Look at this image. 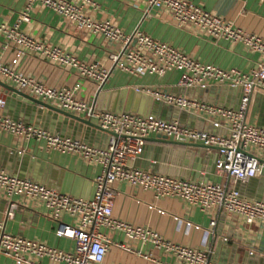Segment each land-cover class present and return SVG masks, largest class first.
<instances>
[{
	"label": "crops",
	"instance_id": "crops-1",
	"mask_svg": "<svg viewBox=\"0 0 264 264\" xmlns=\"http://www.w3.org/2000/svg\"><path fill=\"white\" fill-rule=\"evenodd\" d=\"M67 1L81 4L85 14L95 19L109 20L124 32H130L137 26L150 36L179 47L185 54L202 63H212L223 69L235 67L243 72L255 67L257 62L264 63V56L247 50L239 41L230 42L223 38H214L188 24L176 25L166 11L149 6L146 0ZM190 1L219 15L234 26L264 39L263 1ZM23 7L24 0H0V22L7 25L17 22L18 28L33 38L57 45L82 61H94L102 67H111L108 53L116 49L114 43L87 29L77 27L73 21L37 2L27 10L29 19L20 20L18 16ZM13 47L9 42L3 49L0 36L2 62H9L14 52ZM14 68L51 87L71 86L78 81L72 69L54 65L32 54L22 55ZM178 75V71L171 70L159 77H134L113 68L99 90L93 82L83 80L76 96L83 100H93L99 110L151 114L158 118L175 120L187 127L206 130H211V127L204 115L190 114L176 107L155 102L149 95L134 89L148 87L218 106L237 107L241 96L239 88L211 84L202 90L186 91L177 87ZM0 81L6 83L1 78ZM51 106L56 107L53 104ZM0 115L39 126L62 136L80 139L96 148H103L109 136L53 110L40 109L37 105L25 103L8 93L4 97ZM245 120L264 126L262 93L251 95ZM217 156L214 148L145 141L142 154L134 160H128L127 164L157 174L203 183L226 184L228 180L215 173L214 162ZM0 168L8 174L42 183L81 199L92 197L93 178L98 171V166L86 163L75 155L45 151L39 141H24L3 133H0ZM228 185L236 188L240 195L246 198L264 199V172L245 183L229 182ZM113 188L116 194L110 211L111 218L147 227L168 240L194 246L205 251L209 259L217 264H264V227L247 224L240 217L219 210L201 212L179 198H155L150 191L130 186L125 182H115ZM12 200L17 202V207L10 218L3 220L8 201L0 195V220L4 222L5 233L34 239L64 251L73 249V240L54 235L58 221L72 223L71 217L62 214L58 220H54L36 201L16 197ZM157 209L162 213H158ZM210 219L215 222L211 229L208 227ZM193 225L198 226V229H194ZM98 231L109 240L102 264H158L128 252L115 243L126 245L161 263L177 264L170 254L155 249L150 243L141 244L128 240L120 229L101 226ZM250 250L253 251L252 254L248 253ZM36 261L40 264H63L47 258H38ZM0 264L14 262L0 256Z\"/></svg>",
	"mask_w": 264,
	"mask_h": 264
},
{
	"label": "built area",
	"instance_id": "built-area-1",
	"mask_svg": "<svg viewBox=\"0 0 264 264\" xmlns=\"http://www.w3.org/2000/svg\"><path fill=\"white\" fill-rule=\"evenodd\" d=\"M146 1L149 6L166 11L178 26L188 24L214 38L239 41L247 50L264 56L263 38L234 26L190 0ZM36 2L73 21L77 27L87 29L114 43L116 49L108 53L111 67H102L94 61H82L57 45L33 38L21 31L17 22L12 25L0 22L3 49L9 42L14 46L8 63L2 62L0 55V78L33 98L93 121L114 135L108 136L103 148H96L80 139L62 136L0 115V133L19 137L24 141H39L45 151L75 155L86 163L98 166L93 178V194L89 199L61 193L42 183L8 174L0 168V195L8 201L3 220L10 218L17 207V202L12 198L36 201L54 220H58L62 214L71 217L72 223L58 221L54 235L74 242L71 251L57 249L34 239L5 233L4 222L0 220L1 256L10 259L14 264H40L36 261L38 258L63 264H102L109 243L108 238L98 231L103 226L122 230L130 241L150 243L155 249L170 254L177 264H217L209 259L205 251L194 246L168 240L147 227L111 218L110 211L116 194L113 183L118 181L148 190L155 198H179L201 212L219 210L236 215L247 224L264 227V199L246 198L236 188L228 185L229 182H247L259 175L261 167L264 166L258 160H264V126L245 120L251 95L256 92L264 95V63L257 62L255 67L245 72L235 67L223 69L212 63H202L185 54L179 47L154 38L137 26L130 32H124L109 20L90 17L82 11L81 4L67 0H24V7L18 18L27 21V10ZM146 13L145 11L144 14ZM24 54H32L54 65L72 69L78 81L71 86L51 87L15 70L18 59ZM113 68L134 77H159L167 71L176 70L179 72L176 85L183 90H202L215 84L239 88L241 96L236 108H228L163 90H152L148 87L134 89L149 95L156 102L190 114L204 115L211 130L187 127L175 120L162 119L151 114L99 110L93 100H83L76 96L83 80L93 82L99 90ZM5 95L0 89V108ZM156 135L173 141H189L215 147L218 153L214 162L215 173L226 178L228 184L197 182L128 165V160H134L141 155L146 138ZM157 212L162 213L158 209ZM214 224L213 219L208 221L210 229ZM193 228L198 229V226L193 225ZM115 245L154 263L166 264L126 245ZM248 253L252 254L253 251Z\"/></svg>",
	"mask_w": 264,
	"mask_h": 264
},
{
	"label": "water",
	"instance_id": "water-1",
	"mask_svg": "<svg viewBox=\"0 0 264 264\" xmlns=\"http://www.w3.org/2000/svg\"><path fill=\"white\" fill-rule=\"evenodd\" d=\"M0 89L3 90L5 93L10 94L11 96H16L17 98H19L20 100L24 101L25 103L37 105L40 109L45 108V109L53 110V111H55L56 113H58L60 115H63L65 117H67V118H70L72 120H75V121H78V122L83 123L85 125H88V126H90L92 128H95V129H98L100 131H103V132H105L108 135H114L110 131L100 128L98 125H96L95 123H93L89 119H85V118H82L80 116H77V115H74L72 113H69L67 111H64V110H62L60 108L53 107L50 104L45 103L43 101H40V100H38L36 98H33V97H31V96H29V95H27V94L15 89L14 87H12V86L4 83V82H1V81H0ZM140 115H145V114L140 113ZM146 141H156V142L164 143V144H180V145H189V146L216 149L215 147H212V146H206V145H202V144H199V143H193V142H189V141H187V142L173 141V140L165 138L164 136H159V135H156L155 137L146 138ZM258 160H259L260 163L264 164V160H262L260 158H258ZM263 172H264V166L261 167L259 174H262Z\"/></svg>",
	"mask_w": 264,
	"mask_h": 264
},
{
	"label": "rangeland",
	"instance_id": "rangeland-1",
	"mask_svg": "<svg viewBox=\"0 0 264 264\" xmlns=\"http://www.w3.org/2000/svg\"><path fill=\"white\" fill-rule=\"evenodd\" d=\"M1 256V255H0ZM4 257V256H3Z\"/></svg>",
	"mask_w": 264,
	"mask_h": 264
}]
</instances>
